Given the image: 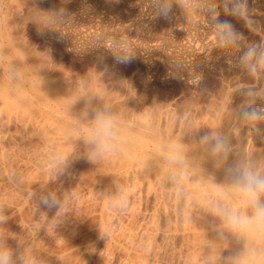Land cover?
I'll return each mask as SVG.
<instances>
[{"label":"bare ground","instance_id":"bare-ground-1","mask_svg":"<svg viewBox=\"0 0 264 264\" xmlns=\"http://www.w3.org/2000/svg\"><path fill=\"white\" fill-rule=\"evenodd\" d=\"M15 1L0 0V245L11 264H264V233L233 230L223 212L252 216L234 175L264 177V150L222 122L224 107L181 118L125 87L74 79L19 37L12 16L44 23ZM97 112L113 124L103 152L90 141ZM71 168L83 209L69 198L40 221L42 193ZM87 222L97 229L84 240Z\"/></svg>","mask_w":264,"mask_h":264},{"label":"rangeland","instance_id":"rangeland-1","mask_svg":"<svg viewBox=\"0 0 264 264\" xmlns=\"http://www.w3.org/2000/svg\"><path fill=\"white\" fill-rule=\"evenodd\" d=\"M15 2L13 11H38L45 25L38 28L31 17L18 23L12 16L19 37L74 79L93 76L111 90L125 87L128 97L168 104L181 118L196 114L200 106L224 107L222 122L239 125L249 139L246 145L264 150V0ZM188 9L194 12L191 25L184 17ZM77 174L78 169H68L42 193L39 220L69 198L75 201L73 210L83 209L77 204L84 193L76 190ZM79 187L83 191L84 185ZM96 229L85 223L83 239Z\"/></svg>","mask_w":264,"mask_h":264},{"label":"clouds","instance_id":"clouds-1","mask_svg":"<svg viewBox=\"0 0 264 264\" xmlns=\"http://www.w3.org/2000/svg\"><path fill=\"white\" fill-rule=\"evenodd\" d=\"M254 116L255 113H247ZM111 118L103 113H95L94 124L90 129V141L94 143L101 152L110 148L109 141L114 136ZM222 147L218 142L216 148ZM234 185L245 198V202L253 209L251 217L241 214H233L223 210L228 225L233 230L264 233V200L260 197L264 194V177L255 174L248 168L239 169L234 175ZM0 264H11V253L0 245Z\"/></svg>","mask_w":264,"mask_h":264}]
</instances>
